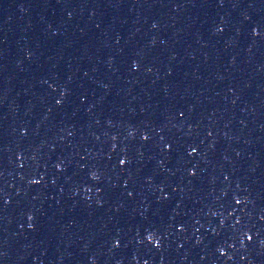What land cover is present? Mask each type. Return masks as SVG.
Returning <instances> with one entry per match:
<instances>
[{"label": "water", "instance_id": "obj_1", "mask_svg": "<svg viewBox=\"0 0 264 264\" xmlns=\"http://www.w3.org/2000/svg\"><path fill=\"white\" fill-rule=\"evenodd\" d=\"M145 262L264 264V0H0V264Z\"/></svg>", "mask_w": 264, "mask_h": 264}, {"label": "snow or ice", "instance_id": "obj_2", "mask_svg": "<svg viewBox=\"0 0 264 264\" xmlns=\"http://www.w3.org/2000/svg\"><path fill=\"white\" fill-rule=\"evenodd\" d=\"M69 15H71V13H69ZM219 30H221V31H222V29H219ZM254 31H255V30H254ZM256 34H257V35H259V32H257ZM60 103H61V100H58V101H57V104H60ZM181 115H183V113H181ZM209 135H211V133H209ZM144 139H148V137H147V136H145V137H144ZM193 151H195V149H193ZM120 163H121V164H124V163H125V161H124L123 159H121V160H120ZM129 195H131V193H129ZM237 203H239V201H237ZM29 219H31V218H29ZM30 226H31V225H30ZM247 238H248L249 240L251 239V237H250V236H249V237H247ZM119 243H120L119 241H116V244H115V246H116V247H119ZM145 264H146V262H145Z\"/></svg>", "mask_w": 264, "mask_h": 264}]
</instances>
